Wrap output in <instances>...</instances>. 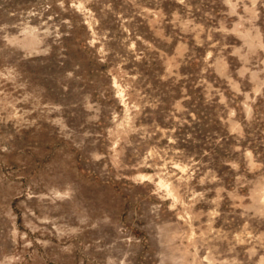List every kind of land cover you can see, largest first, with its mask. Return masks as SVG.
<instances>
[{
    "label": "rangeland",
    "instance_id": "374dc122",
    "mask_svg": "<svg viewBox=\"0 0 264 264\" xmlns=\"http://www.w3.org/2000/svg\"><path fill=\"white\" fill-rule=\"evenodd\" d=\"M0 264H264V0H0Z\"/></svg>",
    "mask_w": 264,
    "mask_h": 264
}]
</instances>
